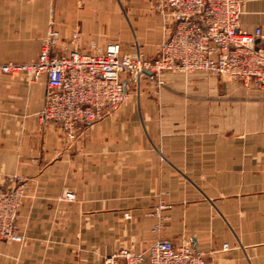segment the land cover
Masks as SVG:
<instances>
[{
	"label": "crops",
	"instance_id": "crops-1",
	"mask_svg": "<svg viewBox=\"0 0 264 264\" xmlns=\"http://www.w3.org/2000/svg\"><path fill=\"white\" fill-rule=\"evenodd\" d=\"M241 25L264 32V0H245ZM51 29L61 50L154 58L173 23L150 0H0V64L35 60ZM160 81L127 80L138 95L67 143L40 119L45 78L0 76V171L27 184L23 240L0 243V264H104L183 239L207 264H264V90L204 72Z\"/></svg>",
	"mask_w": 264,
	"mask_h": 264
},
{
	"label": "built area",
	"instance_id": "built-area-1",
	"mask_svg": "<svg viewBox=\"0 0 264 264\" xmlns=\"http://www.w3.org/2000/svg\"><path fill=\"white\" fill-rule=\"evenodd\" d=\"M173 23L172 33L154 58L137 44L125 53L118 43L93 44L89 52L61 50L60 34L51 29L41 41L39 56L30 62L0 64V76L45 78L47 93L40 119L56 124L68 139L84 126L111 115L129 98L125 82L150 80L161 85L164 73L204 72L246 88L264 90V32L242 28L245 0H153ZM78 40V35L74 36ZM61 51L59 53L58 51ZM19 178L0 175V243H19ZM63 200L74 201L66 191ZM164 205L156 208L160 216ZM127 219L130 218L125 214ZM159 227L156 228L158 230ZM223 250H229L224 245ZM104 264H207L191 242L158 240L143 252L122 248Z\"/></svg>",
	"mask_w": 264,
	"mask_h": 264
},
{
	"label": "rangeland",
	"instance_id": "rangeland-1",
	"mask_svg": "<svg viewBox=\"0 0 264 264\" xmlns=\"http://www.w3.org/2000/svg\"><path fill=\"white\" fill-rule=\"evenodd\" d=\"M150 1H152L153 2V0H150ZM154 6H155V3H154ZM129 92V94H130V96H129V98L125 101V102H127L131 97H133V96H137L138 95V87H136V89L135 90H131V91H128ZM124 102V103H125ZM123 103V104H124ZM122 104V105H123ZM121 105V106H122ZM120 106V107H121ZM119 107V108H120ZM113 114V113H112ZM43 123V122H42ZM45 125H50V124H45ZM63 135V134H62ZM63 137L65 138V140H66V142L67 143H70V142H72L73 140H75V137H76V135L74 136V139H72V140H70V139H68L67 137H65L64 135H63ZM0 175H2V176H5V177H17V178H19V181H20V183H19V193H20V195H21V197H20V207L22 206V203H23V200H24V198L26 197V194H27V184H26V176H22V175H19V174H8V173H6V172H3V171H0ZM69 192V191H68ZM20 207H19V209H20Z\"/></svg>",
	"mask_w": 264,
	"mask_h": 264
}]
</instances>
